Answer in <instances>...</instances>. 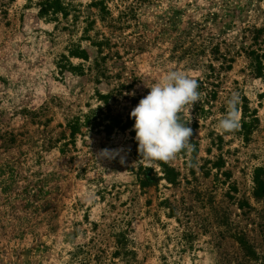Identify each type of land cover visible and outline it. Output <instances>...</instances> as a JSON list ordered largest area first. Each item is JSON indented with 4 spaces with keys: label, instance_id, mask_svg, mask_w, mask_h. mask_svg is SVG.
<instances>
[{
    "label": "rangeland",
    "instance_id": "rangeland-1",
    "mask_svg": "<svg viewBox=\"0 0 264 264\" xmlns=\"http://www.w3.org/2000/svg\"><path fill=\"white\" fill-rule=\"evenodd\" d=\"M42 1L0 0V264H264V80L251 62L264 0H106L104 21L80 0L69 28L41 19ZM75 46L89 52L70 60L83 74L61 70ZM169 70L204 95L183 113L193 150L166 176L141 160L130 113ZM233 91L240 127L223 133ZM244 106L258 118L248 139ZM113 119L132 126L108 131Z\"/></svg>",
    "mask_w": 264,
    "mask_h": 264
},
{
    "label": "clouds",
    "instance_id": "clouds-1",
    "mask_svg": "<svg viewBox=\"0 0 264 264\" xmlns=\"http://www.w3.org/2000/svg\"><path fill=\"white\" fill-rule=\"evenodd\" d=\"M149 88L130 116L135 119L137 151L141 160L152 166L155 162H171L179 153L193 150L191 119L184 120L183 113L200 103L204 94L198 90L197 79L179 70L167 71ZM239 104L240 95L233 91L227 100L226 113L218 121L221 132L239 129Z\"/></svg>",
    "mask_w": 264,
    "mask_h": 264
},
{
    "label": "trees",
    "instance_id": "trees-1",
    "mask_svg": "<svg viewBox=\"0 0 264 264\" xmlns=\"http://www.w3.org/2000/svg\"><path fill=\"white\" fill-rule=\"evenodd\" d=\"M77 1L80 0H43L39 4V17L45 21L56 23L57 25L61 24L64 21L65 23L68 24L67 28H69L71 23L76 25L81 20V17L84 13L80 9L82 8L83 5L82 4L76 5L75 2ZM93 8L99 10L102 21H104L106 17L110 15V10L106 3V0L94 1L92 4L88 6V9H93ZM88 21H89V17L86 18L85 23H87ZM88 23H89L87 26L88 28H85L84 30V34L86 35L84 39L91 41L94 47L98 48V50H101L104 44L92 42V39L89 36H87L89 34V31L93 29L96 22L92 21ZM63 59L66 60L68 65L67 64L63 66L61 65L62 66L61 70L62 71L69 70L70 72H74L78 74H83L84 72L83 65H80L79 67H75L70 60L77 59L83 62L90 61L89 52L83 49L81 46L73 47L69 51L68 57L66 58L64 56ZM251 62L256 76L259 79L264 80V54L260 55L256 52L252 53ZM194 107H196V104H194ZM202 111L204 114H206V111L204 109ZM95 113H96L95 111H92L89 115H86L84 117V123L86 126L97 123L98 120L93 119V115ZM248 114L250 115L251 118L248 116ZM248 119H250L249 122ZM257 122H258L257 114L249 113L248 107L244 106V108L242 109V121H241L240 130L246 139H248V137L250 136L253 129L252 127H254L253 125L256 124ZM116 124L118 127H121L122 130H126L128 129V127L132 126V121L128 120V123H126L125 125L122 124L121 120L113 119L110 122V126L107 128L108 131L112 130V128H115ZM70 130L72 136L74 137L80 134L81 120L72 123L70 125ZM134 135H136L135 132ZM155 163H157L165 171V175L168 176V172H170V168L168 167V165L164 162H155ZM148 171L152 172V170H148ZM261 173L262 171H257L256 177L254 179L255 180L254 197L257 199L264 198V178H262ZM152 178H153L152 176L144 177L143 179L140 180V185L143 188H147L151 186L153 183ZM240 244L243 247V249L247 252V256L249 258L256 259V253L247 240H241Z\"/></svg>",
    "mask_w": 264,
    "mask_h": 264
}]
</instances>
